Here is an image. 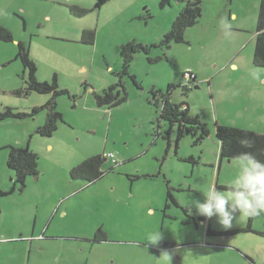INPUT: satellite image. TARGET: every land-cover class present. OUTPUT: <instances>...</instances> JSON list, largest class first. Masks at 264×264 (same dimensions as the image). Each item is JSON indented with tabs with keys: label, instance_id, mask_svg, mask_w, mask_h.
Returning a JSON list of instances; mask_svg holds the SVG:
<instances>
[{
	"label": "rangeland",
	"instance_id": "rangeland-1",
	"mask_svg": "<svg viewBox=\"0 0 264 264\" xmlns=\"http://www.w3.org/2000/svg\"><path fill=\"white\" fill-rule=\"evenodd\" d=\"M159 1L96 7L95 0H0V23L14 37L0 40V111L30 113L50 98L26 93L19 40L29 46L37 79L51 83L55 76L73 96L57 97L64 120L51 136L36 132L44 108L0 119V264H264V214H239L223 231L215 218L202 224L186 208L193 193L202 199L211 186L224 189L235 172V158L218 156L216 123L264 134V68L253 65L261 0H202V16L185 30V42L135 55L130 71L143 88L125 78L127 101L112 108L95 103L93 92L118 79L120 44L159 42L184 4ZM84 33L94 41H83ZM189 72L196 82L187 95L179 86L171 98L187 101L210 134L198 143L185 135L168 148L150 90L181 83ZM9 145H28L39 156L38 174L27 175L24 185L7 166ZM109 153L105 174L94 182L70 176L88 156ZM157 232L161 239L153 244Z\"/></svg>",
	"mask_w": 264,
	"mask_h": 264
},
{
	"label": "trees",
	"instance_id": "trees-1",
	"mask_svg": "<svg viewBox=\"0 0 264 264\" xmlns=\"http://www.w3.org/2000/svg\"><path fill=\"white\" fill-rule=\"evenodd\" d=\"M108 0H95L96 7H100ZM173 1L184 2L178 15H176L171 28L165 32L159 42L143 43L136 38L128 40L126 43L120 44L121 55V68L115 74L118 79L111 85L104 87L101 92H93L95 103L97 106H106L112 108L124 103L128 99V92L126 90L125 78H129L132 83L138 89L143 88L142 84L138 81L135 74L131 73L130 66L135 55L139 53H149L151 47L154 46H170L172 43L185 42V30L193 26L200 16H202V0H160L159 5L164 7ZM86 33L83 34V41L93 42L94 37L91 36L90 40L85 39ZM13 34L7 30L4 25L0 23V40L11 41L13 40ZM17 54L20 60L27 70L28 77L26 79L27 85L24 88L26 93L35 91L37 93L50 94L49 100H46L41 105L32 106L31 112L14 110L13 107H5L0 111V119H6L9 117L22 118L23 116L33 114L35 115L41 109H46L45 120L40 125L36 132L40 135L51 136L52 133L58 128L60 121L63 122V112L57 108V97L59 95L67 94L71 96L69 91L64 88H59L56 77L53 81H40L36 77L37 66L33 58H31L29 46L22 41H17ZM159 57H149V61H158ZM253 65L259 68H264V0L259 3V12L257 18V29L255 32V47L253 52ZM193 73V77H189L186 81L181 83H168L166 89L161 87L152 88L151 95L155 104L160 103V114L157 120V131L167 142V146L174 142L175 148L178 147L180 138L185 135H191L195 137V143L201 142L210 134V130L207 124L202 121V118L197 113H191L189 104L187 101L176 102L171 98L172 91L177 87L182 88L183 95H187V91L196 82V73ZM73 97V96H71ZM160 121H163L161 124ZM164 125V128L163 126ZM216 137L219 141L220 159L235 158L241 151H245L238 144V139L241 137H247L255 141L257 149H264V134L258 133L252 129H244L237 126H228L223 123H216ZM39 156L28 145L17 146L9 145V153L7 158V166L16 172V182H21L24 185V180L27 175L38 174V161ZM257 158L264 162V155H257ZM192 159V157H189ZM106 160L104 154H96L88 156L79 164L74 165L71 168V177L75 179H81L90 183L99 179L105 174V170L102 169L103 162ZM5 195V192L0 189V196ZM167 197L171 201H175L172 193L169 192ZM169 203H167L168 207Z\"/></svg>",
	"mask_w": 264,
	"mask_h": 264
},
{
	"label": "clouds",
	"instance_id": "clouds-1",
	"mask_svg": "<svg viewBox=\"0 0 264 264\" xmlns=\"http://www.w3.org/2000/svg\"><path fill=\"white\" fill-rule=\"evenodd\" d=\"M245 151L235 157V172L226 182V188L211 186L202 193V199L193 193L187 198L190 216L203 217L201 223L215 218V223L223 231L233 227L237 215L260 216L264 214V162L257 155H264V149H257L255 141L247 137L238 139ZM161 239L159 232L151 238V243ZM170 260L168 254H164Z\"/></svg>",
	"mask_w": 264,
	"mask_h": 264
},
{
	"label": "crops",
	"instance_id": "crops-1",
	"mask_svg": "<svg viewBox=\"0 0 264 264\" xmlns=\"http://www.w3.org/2000/svg\"><path fill=\"white\" fill-rule=\"evenodd\" d=\"M231 16H233L234 18L237 17L236 13H231ZM231 68H233V70H237L238 69V64L236 62H231L229 65ZM197 78V75H196ZM264 81V79H263Z\"/></svg>",
	"mask_w": 264,
	"mask_h": 264
},
{
	"label": "built area",
	"instance_id": "built-area-1",
	"mask_svg": "<svg viewBox=\"0 0 264 264\" xmlns=\"http://www.w3.org/2000/svg\"><path fill=\"white\" fill-rule=\"evenodd\" d=\"M193 75H194V74H193V73H190V72H189V73H186V75L183 76V79H188L189 77H193ZM106 157H107V158H111V157H113V153H109V154H107Z\"/></svg>",
	"mask_w": 264,
	"mask_h": 264
},
{
	"label": "flooded vegetation",
	"instance_id": "flooded-vegetation-1",
	"mask_svg": "<svg viewBox=\"0 0 264 264\" xmlns=\"http://www.w3.org/2000/svg\"><path fill=\"white\" fill-rule=\"evenodd\" d=\"M173 202H176V200H175V201H173ZM176 203H177V202H176ZM55 237H56V236H55ZM50 238H54V237H52V236H51ZM78 240H80V239H79V237H78Z\"/></svg>",
	"mask_w": 264,
	"mask_h": 264
}]
</instances>
